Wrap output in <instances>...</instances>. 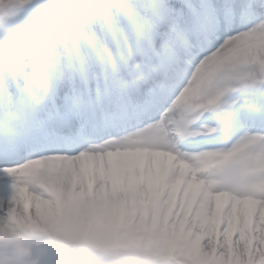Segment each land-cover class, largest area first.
I'll list each match as a JSON object with an SVG mask.
<instances>
[{
    "label": "snow or ice",
    "instance_id": "6c2138e0",
    "mask_svg": "<svg viewBox=\"0 0 264 264\" xmlns=\"http://www.w3.org/2000/svg\"><path fill=\"white\" fill-rule=\"evenodd\" d=\"M21 14L75 69L48 94L73 119L36 122L0 39V255L44 237L89 264H264V0H0Z\"/></svg>",
    "mask_w": 264,
    "mask_h": 264
},
{
    "label": "clouds",
    "instance_id": "9594fccd",
    "mask_svg": "<svg viewBox=\"0 0 264 264\" xmlns=\"http://www.w3.org/2000/svg\"><path fill=\"white\" fill-rule=\"evenodd\" d=\"M99 2L103 7L111 8L107 0H99ZM30 43L22 39L17 40L9 53V59L12 61L14 58L15 61L21 62L17 69L18 72H25L28 68L32 69V71L27 72V79L23 80V87L31 95V109L37 117L36 122L40 126L45 127L48 126L49 121L52 119L71 121L73 119L71 113L63 109L55 111L51 109L48 94L52 90L54 81L59 79L61 75L65 82L71 85L75 69H70L65 62L62 73L55 66H52V73L46 75L44 68L40 66L38 60L31 57L25 59V53L28 51ZM60 55L63 56L64 53L61 52ZM107 71V68H101L97 70V74L102 75L107 73ZM127 100L129 103L135 102L136 100V96L131 90L128 91ZM3 243L8 244L9 242L5 241ZM11 244V257L8 258L0 255V264H41V259L35 254L33 245H29L23 240H16L11 242Z\"/></svg>",
    "mask_w": 264,
    "mask_h": 264
},
{
    "label": "rangeland",
    "instance_id": "374dc122",
    "mask_svg": "<svg viewBox=\"0 0 264 264\" xmlns=\"http://www.w3.org/2000/svg\"><path fill=\"white\" fill-rule=\"evenodd\" d=\"M107 3L109 4L110 7H112V4H116L117 0H107ZM24 20H25V14H21L17 17H13V18L3 17L2 19H0V39H4V40L10 42V44H11L10 51H11L12 47L15 45L17 40L22 39V40H25L26 42H31L30 47H29L30 52L28 51L27 53H25V59H27L28 57H30L31 50L33 51V49H34L33 46L37 45V43L34 41V39L30 35H28L26 32L21 30V28L24 24ZM8 23L11 24V28L7 27ZM109 51H111V50H109ZM41 52H42V50H41ZM42 54H43V52H42ZM110 54H111V52H110ZM111 55H113V54H111ZM13 63L16 66L15 72L17 73L18 72L17 69L19 68V65L21 62H17L14 60ZM135 64L131 63V65H133V66ZM30 71H32V69L28 68L25 70V72H20V75L22 77H25V79H27L26 74H27V72H30ZM33 91H35V89H33ZM4 177L5 176L0 177V197H8L12 194V191H13L12 188L10 187L12 182H10L8 180L4 181ZM88 254L89 253L84 252L83 258L85 259L86 262L88 261Z\"/></svg>",
    "mask_w": 264,
    "mask_h": 264
},
{
    "label": "bare ground",
    "instance_id": "6f19581e",
    "mask_svg": "<svg viewBox=\"0 0 264 264\" xmlns=\"http://www.w3.org/2000/svg\"><path fill=\"white\" fill-rule=\"evenodd\" d=\"M33 47H34L33 52H32L33 59H36V60H38V61L40 62V66L44 68V71H45V74H46V75H50V74L52 73V67L49 65V63H47V62L45 61L44 56H43L41 50L39 49V47H38L37 45H34ZM101 55H102L104 58L106 57V55H105L104 52H102ZM38 238H39V240H44V243H45L46 241H49L48 239H46V238H44V237H38ZM66 249H67V250H64L63 253L70 252L71 254L73 253L74 255H77L78 252L81 251V250H75V252H72L71 250H74V249H68V248H66ZM58 250H59V249H58ZM58 250H57V251H58ZM58 254H59V255H62V251H58V253H57V257L59 256ZM79 254H80V253H79ZM77 259H78V260H77ZM77 259H76L75 257H73V261H74L75 263H72V264H80V260H79L80 258H79L78 255H77ZM56 260H57V259H55L54 261H56ZM71 261H72V259L69 258V259H68V264H70Z\"/></svg>",
    "mask_w": 264,
    "mask_h": 264
}]
</instances>
